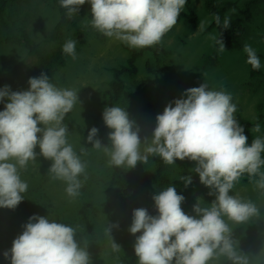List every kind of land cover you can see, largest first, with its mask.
Masks as SVG:
<instances>
[{
	"label": "clouds",
	"instance_id": "9594fccd",
	"mask_svg": "<svg viewBox=\"0 0 264 264\" xmlns=\"http://www.w3.org/2000/svg\"><path fill=\"white\" fill-rule=\"evenodd\" d=\"M85 2L90 5L89 25L96 32L134 49L160 44L186 4V0H57L69 19ZM213 19L221 28H229V16L223 21L219 15ZM198 27L202 31L204 22ZM210 39L218 51H226L219 37ZM76 43L66 38L62 53L75 59ZM242 50L245 63L259 70L257 50L248 43ZM27 84L26 90L0 87V208L10 210L25 200L28 183L21 171L36 162L37 146L39 155L51 161L47 176L63 182L70 199L80 196L88 179V162L81 157L89 147L80 143L78 153L69 142L65 123L66 114L79 104V89L59 86L44 72L29 77ZM235 111L232 94L223 85L210 87L204 80L165 105L155 116L150 137L141 140L140 128L125 106L115 104L102 112L103 123L110 129L107 144L101 143L95 126L88 130L86 141L106 157L107 166L128 170L153 157L167 165L187 158L195 162L190 171L215 197L210 203L197 197L194 215L187 214L181 208L184 196L171 184L152 196L155 215L144 207L134 208L127 231L135 237L137 264H264V247L258 254H245L231 226L260 215L254 201L231 191L241 176L255 177L256 188L264 191V134L249 142ZM251 130L261 133L260 123ZM181 180L184 186L192 183L191 175ZM118 227V222H106L103 227L114 253L121 250L111 235ZM87 245L77 226L33 213L0 255L9 264H92Z\"/></svg>",
	"mask_w": 264,
	"mask_h": 264
},
{
	"label": "rangeland",
	"instance_id": "374dc122",
	"mask_svg": "<svg viewBox=\"0 0 264 264\" xmlns=\"http://www.w3.org/2000/svg\"><path fill=\"white\" fill-rule=\"evenodd\" d=\"M226 1V0H219ZM243 5L249 0H230ZM187 5L198 16V23L189 26L184 19H180L162 38L161 46L166 54L160 56L158 62L152 53L146 52L137 62L138 74L134 78L124 77L126 91L133 95L132 100L122 99L118 104L125 106L129 117L138 124L139 121L155 126V116L163 111L165 105L174 98H180L184 89L199 86L206 80L210 87L223 85L224 89L232 94L236 104L234 113L238 122H259L261 133L252 132V137L264 134V2L253 11L251 21L246 24V33L241 41L242 48L224 44L225 50L220 52L210 36H217L219 29L211 27L213 17L207 12L202 0H187ZM182 10H185V5ZM231 19H238L237 12L228 14ZM5 21L0 20V78H11L12 67L20 60L32 64L33 59L27 57L25 50L13 41H7L16 35V28L24 30L44 51H50L56 46L50 43L49 36L55 25L58 14L52 0H22L19 4L6 10ZM90 5L85 2L80 6L76 23L85 37V44L76 49V58L68 57L66 65L55 71L52 82L59 86L79 89L77 104L65 116V123L69 129L68 139L74 148L79 151L80 143L87 145L88 130L103 123L104 92L108 89L111 80V69L126 63L129 48L126 44L103 36L90 25ZM204 22L201 31L198 27ZM66 37L73 39L72 32H66ZM10 40V39H9ZM248 43L260 55L262 76L250 78L249 65L245 63L243 45ZM134 50H142L146 48ZM147 63L152 66L153 72L147 70ZM26 73L20 78L13 79L9 84L12 90L25 89ZM155 104L157 109L141 112L147 104ZM39 126V125H38ZM38 153L35 163H29L21 171L22 179L28 183L24 193L30 200V207L17 206L0 222V253L11 247L12 240L22 231V225L33 213L52 218L78 227V234L88 240L87 250L92 264H121L131 256L130 249L134 244V235L127 231L128 226L121 228L124 214L121 211H109L103 204L110 199L109 180L112 167L107 166L106 157L93 149L82 155L88 162V179L81 189V194L70 199L64 192L61 181L50 180L47 169L51 161L39 155L38 146L34 149ZM264 156V153H262ZM195 162L177 159L176 165H167L159 157L149 159L145 165L137 163L131 172L140 174L163 168L171 180L181 176L191 175L194 188L190 194L179 191L184 196L181 203L182 210L193 214L192 206L196 198L200 197L205 203L215 199L209 196V189L203 186L198 174L191 172ZM264 170V168H262ZM255 177L247 174L241 176L231 191L242 197L251 199L260 209V215L253 217L243 224H232L234 228L244 227V236L239 241V247L245 254H258L264 247V191L256 188ZM157 190L154 186L140 187L136 196L141 205L148 207L154 202L152 196ZM230 191V194H231ZM106 222L116 223L119 227L112 229L114 242L120 245L117 253L111 251L110 245L103 235ZM0 258H3L0 255Z\"/></svg>",
	"mask_w": 264,
	"mask_h": 264
},
{
	"label": "trees",
	"instance_id": "16d2710c",
	"mask_svg": "<svg viewBox=\"0 0 264 264\" xmlns=\"http://www.w3.org/2000/svg\"><path fill=\"white\" fill-rule=\"evenodd\" d=\"M56 7V12L58 14V19L55 25L52 28L51 34L49 36V42L55 43L56 47L50 51H44L40 44L36 43L23 29L20 30L16 28L12 38L7 39V41H13V43L19 45L23 50H25L27 57L33 59L32 64H28L26 60H20L17 62L11 69V78L1 77L0 78V87L3 85H9L13 82V79L20 78L24 73H26L25 79V89H27V81L29 77L39 76L41 72L46 73L53 80L55 71L59 68H62L66 65L67 59L69 56L65 55L61 51V45L65 41L66 32L71 31L73 39L77 41L75 45V50L78 46L85 44L84 33L82 32L79 25L76 23L74 16L68 18L65 15V10L61 8L57 0H52ZM22 0H0V20L5 21L4 18L6 10L9 11V8L19 4ZM204 7L207 12L212 16L219 15L221 21L223 18L232 13L237 12L238 19L230 18L229 28L223 29L220 26L216 25L214 19L210 25L211 27H217L219 29L218 37L222 42L228 46H235L238 49L242 48L241 41L246 33V24L251 21V16L254 9L264 0H249L243 5H239L237 2L226 0H202ZM180 19L186 20L189 26H195L198 23V16L192 10L191 7L187 5V0L185 4V10H182L177 21ZM128 58L124 65H121L117 68L111 69V80L108 82V89L104 92V107L111 106L112 104L118 105L122 99L132 100L133 95L126 91V86L123 81L124 77L134 78L138 74V68L136 65L137 60L142 57L146 52H150L160 61V56L165 55L166 51L163 46L160 44L155 45L153 48H146L142 50H134L127 48ZM260 58V55L257 54ZM246 58V55H245ZM147 70L149 73L153 72L152 66L147 63ZM262 70H253L249 65V76L250 78L261 77ZM3 104L0 103V110H2ZM153 109H157L155 104H147L141 108V112H149ZM244 128V133L248 137L249 142L251 141L252 133L251 128L255 123L243 121L238 122ZM140 128L139 136L141 140L145 137H150L154 125L147 122L139 121L137 124ZM98 133L97 137L101 140L102 144H107V133L110 131L104 123L100 127H97ZM89 148H86V152L90 149L91 143L87 144ZM79 153V151H77ZM85 152V153H86ZM84 153V154H85ZM83 155V154H82ZM175 186L179 191L190 194L194 188L193 182L187 186L183 185V181L180 179L171 180L169 176L165 173L163 168H158L151 172H143L136 174L129 170H124L120 168L112 167L111 177L109 180V190L111 191L109 201L103 204V207L109 211H121L124 214V220L121 224V228L130 225L131 222V211L134 208L144 207L140 204L136 193L140 187H150L154 186L158 189H163L169 185ZM24 195L25 200L21 201L17 206L23 208L30 207V200ZM154 203L148 207H144L148 210L150 215H155ZM12 210L7 208H0V222H3L8 213H11ZM234 233L239 241L244 236V227L238 226L234 228ZM138 235V233H137ZM131 256L129 259L124 260L121 264H137L136 257L134 254L133 247L130 249ZM0 264H9L8 261L4 258H0Z\"/></svg>",
	"mask_w": 264,
	"mask_h": 264
}]
</instances>
